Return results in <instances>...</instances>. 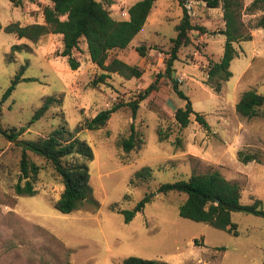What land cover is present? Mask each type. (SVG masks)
<instances>
[{
	"label": "rangeland",
	"instance_id": "374dc122",
	"mask_svg": "<svg viewBox=\"0 0 264 264\" xmlns=\"http://www.w3.org/2000/svg\"><path fill=\"white\" fill-rule=\"evenodd\" d=\"M100 1L113 17L124 18L119 12L135 0ZM241 1L240 18L248 32L264 9L248 12L244 6L250 0ZM48 2L0 0V125L14 131L23 126L11 139L0 132V264H117L125 255L170 264H264V216L241 209L231 211L237 229L231 234L178 215L176 206L184 194L157 190L161 182L216 169L240 185V203L256 198L264 209V114L242 117L233 106L244 89L264 93V30L263 35L256 29L251 39L234 42L243 46L245 54L230 60L231 74L220 81L218 91L207 82L205 69L208 59L216 60L221 53L223 35L205 32L199 38L198 31H190V42L178 48L172 61L171 77L176 78L192 109L202 113L209 128L202 127L190 114L186 126L178 129L172 112L183 100L173 92L170 78L163 72L169 39L181 11L177 0H154L129 45L110 51L137 64L140 75L126 79L109 73L103 82L95 84L90 80L97 68L89 61L82 40L71 50L78 60V66L72 69L65 56L58 54L59 34L46 33L30 41L2 29L9 21H40L41 6ZM192 2L191 22L220 27L218 6L208 7L202 0ZM11 43L23 46L11 61H6ZM140 43L145 46L142 56L133 46ZM20 65V78L2 97ZM154 78L155 88L138 101L134 117L128 105L122 104L101 127L74 132L93 151V157L87 160L93 201H84L67 213L53 208L52 200L62 187L60 178L47 160L23 149L21 140L45 135L58 126L72 130L96 111L134 97ZM48 94L59 97V101L51 102L28 123L32 111ZM129 122L142 130L143 142L138 149L125 152L116 139L127 134ZM157 126L168 131L165 139L156 138ZM238 149L255 158L240 161ZM21 150L39 166L33 181L36 191L31 195L16 194L13 188ZM142 165L151 167L148 181L132 177ZM144 193L149 199L127 221L110 207L131 208Z\"/></svg>",
	"mask_w": 264,
	"mask_h": 264
},
{
	"label": "trees",
	"instance_id": "16d2710c",
	"mask_svg": "<svg viewBox=\"0 0 264 264\" xmlns=\"http://www.w3.org/2000/svg\"><path fill=\"white\" fill-rule=\"evenodd\" d=\"M104 1L105 4L111 3V0ZM202 1L208 7L218 6L220 8L222 25L218 30L209 31L201 23L191 22V14L186 11L182 0H177L181 6V11L178 21L174 24L175 33L169 39L170 45L163 61V72L169 76L173 92L183 100L182 104L176 106L172 112L173 122L178 129L186 126L190 114L202 127L209 128L202 113L192 109L188 96L178 87L176 78L171 77L172 61L177 58L178 48L190 42V31L196 30L198 33L218 31L223 35L222 50L219 57L216 60L208 59L205 69L207 82L210 83L214 91H218L220 81L231 74L228 65L235 54L234 42L239 39L250 38L249 32L244 30V24L240 18L241 0ZM153 2L154 0H135L126 7L124 18H115L100 0H49L48 3L41 6L42 19L40 21L25 23H19L16 20L9 21L2 26V29L30 41H36L46 33L59 34L61 48L58 54L65 56L67 65L72 69L78 66V60L71 54V50L82 40L88 59L97 68L90 80L91 84L103 82L109 73H116L127 79L139 76L141 68L137 64L126 62L122 58L110 54V51L127 46L130 39L144 24ZM244 9L248 12L264 9V0H250ZM252 26L264 29V12L255 19ZM22 46L21 43H11L8 52H6L5 60L11 61L15 51H18ZM134 49L140 56L145 54L144 44H137ZM22 69L23 65H20L10 79L2 97L9 93L14 83L20 78ZM158 75H160L159 72L156 73V77ZM155 86L156 78L148 82L134 97L125 102H113L111 105L96 111L92 116L84 119L82 123H77L72 130L58 126L45 135L21 140L23 149H29L47 160L60 178L62 187L58 196L52 200L53 208L67 213L78 208L84 201H93L87 167V160L93 157V151L88 142L78 137L74 132L81 128L97 129L101 127L105 124L110 113L122 104L128 105L131 117H134L138 101ZM53 101L58 102L59 97L52 94L44 96L41 103L32 111L28 123L37 119ZM234 111L239 116L246 118L263 115L264 93L257 92L254 88L242 90L234 102ZM21 129L23 126L14 131L9 127L0 125V132L9 139L15 137ZM155 133L158 140H163L168 136V131L159 126L156 127ZM116 142L125 152L138 149L143 142V132L133 122H129L127 134L118 137ZM236 155L242 162L255 158L252 153H242L239 149L236 150ZM38 167L33 160L28 159L25 151L21 150L18 159L19 174L17 181L13 184L16 194L31 195L35 193L33 181L36 178ZM132 177L138 181H148L151 177V167L149 165L140 166L132 172ZM21 180L22 182H20ZM157 190L162 193L176 191L184 194L183 199L176 206L178 215L206 223L231 234L237 233L236 223L230 217L231 211L241 209L245 212L264 216L260 199L254 198L250 203H240V185L234 180L225 178L216 169L195 171L190 173L187 178L161 182L158 184ZM148 199L149 194L144 193L131 208H116L113 204L110 207L120 211L124 221H127L135 211L142 208ZM117 264L170 263L160 259L125 255Z\"/></svg>",
	"mask_w": 264,
	"mask_h": 264
},
{
	"label": "crops",
	"instance_id": "0c3cea01",
	"mask_svg": "<svg viewBox=\"0 0 264 264\" xmlns=\"http://www.w3.org/2000/svg\"><path fill=\"white\" fill-rule=\"evenodd\" d=\"M247 1H249V0H247ZM200 23H201V22H200ZM201 24H202V23H201ZM202 25H204V24H202ZM219 25H220V26L222 25V18L220 19ZM204 27H205L206 29H210L211 31H212V30H218V28H219V27H217L216 29H213L212 27H210V26H205V25H204ZM256 29H261V31H262V35H263V30H264L263 28H261V27H254V26H253L252 28H250V31H248L249 34H250V38H249V39H251V38L253 37V31L256 30ZM138 31H139V30H138ZM138 31H137V32H138ZM137 32H136V33H137ZM213 34H221V33L218 32V31H215V32L210 33V35H213ZM202 35H203V34L200 33V34L198 35V37L201 38ZM131 39H132V38H131ZM131 39H130V40H131ZM129 42H130V41H129ZM129 42H128L127 46L129 45ZM135 45H137V44H135ZM135 45H133V46H135ZM239 45L241 46L240 49H239V47H240ZM239 45H238V44H237L236 46L234 45V48H235V54L233 55V57H235V56H237V55H239V54H245L244 49H243V46H242L241 44H239ZM124 48H125V47H124ZM121 49H122V48H121ZM219 55H220V54H219ZM219 55L217 56V58L219 57ZM251 56L253 57V55H251ZM251 56H250V57H251ZM118 57H119V56H118ZM233 57H232V58H233ZM120 58H121V57H120ZM232 58H231V59H232ZM122 59H123V58H122ZM231 59H230V60H231ZM123 60H124V59H123ZM89 61H90V60H89ZM90 62H91V61H90ZM229 62H230V61H229ZM91 63H92V62H91ZM246 67H247V62H246ZM246 67H245V68H246ZM245 68H244V69H245ZM228 69H229V65H228ZM229 70H230V69H229ZM241 73H242V72H241ZM234 102H235V101H234ZM233 104H234V103H233ZM233 106H234V105H233ZM206 122H207V121H206ZM207 123H208V122H207ZM208 125H209V124H208Z\"/></svg>",
	"mask_w": 264,
	"mask_h": 264
},
{
	"label": "built area",
	"instance_id": "2783aa9c",
	"mask_svg": "<svg viewBox=\"0 0 264 264\" xmlns=\"http://www.w3.org/2000/svg\"><path fill=\"white\" fill-rule=\"evenodd\" d=\"M193 0H182V4L185 7L186 11L191 14L193 9H192V2ZM120 15H122L121 17H125L126 16V12L125 10H121Z\"/></svg>",
	"mask_w": 264,
	"mask_h": 264
},
{
	"label": "water",
	"instance_id": "95a60500",
	"mask_svg": "<svg viewBox=\"0 0 264 264\" xmlns=\"http://www.w3.org/2000/svg\"><path fill=\"white\" fill-rule=\"evenodd\" d=\"M173 73V71H171V74Z\"/></svg>",
	"mask_w": 264,
	"mask_h": 264
}]
</instances>
